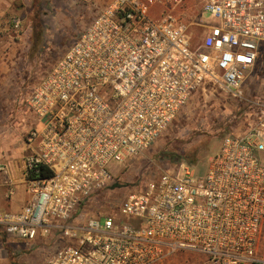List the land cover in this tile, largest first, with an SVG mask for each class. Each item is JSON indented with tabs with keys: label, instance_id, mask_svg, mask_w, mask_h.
Wrapping results in <instances>:
<instances>
[{
	"label": "built area",
	"instance_id": "2783aa9c",
	"mask_svg": "<svg viewBox=\"0 0 264 264\" xmlns=\"http://www.w3.org/2000/svg\"><path fill=\"white\" fill-rule=\"evenodd\" d=\"M184 1L105 0L32 87L21 167L30 198L19 212L0 211V242L32 248L49 238L44 264H167L184 254L199 257L193 264H264L263 105L222 138L203 176L169 167L140 179L114 213L84 216L116 166L151 147L205 83L244 100L264 45V0H206L211 23H197L206 32L196 44L176 13ZM3 12L0 33L21 30Z\"/></svg>",
	"mask_w": 264,
	"mask_h": 264
},
{
	"label": "rangeland",
	"instance_id": "374dc122",
	"mask_svg": "<svg viewBox=\"0 0 264 264\" xmlns=\"http://www.w3.org/2000/svg\"><path fill=\"white\" fill-rule=\"evenodd\" d=\"M205 1L185 0L176 12L183 23L191 24L189 31L195 44L200 42L206 32L203 22L211 23L209 15L202 13ZM7 2L8 4H1V10L5 16L18 17L22 26L17 32L5 29L0 33V145L8 144L7 153L19 158L26 155L21 139L33 124L32 115L25 104L32 87L74 44L106 2ZM162 10L153 15H160ZM260 50L255 71L249 73L245 81L243 101L233 98L230 93L212 83H205L192 95L187 105L178 112L151 147L140 156L116 166V181L111 188L87 204L84 216L97 217L102 213H114L127 192L140 179L154 178L169 167L186 164L197 176H203L208 161L218 151L222 138L245 130L248 122L254 118L258 105L264 106V49ZM20 142L23 153L19 149ZM2 155L0 153V165L6 166L8 160ZM7 244L16 255L23 253L27 257L31 256L33 262L36 261L35 264H43L44 261L41 260L50 256L54 248L46 237L40 238L32 248H27L17 240H11ZM258 252L264 255V224L258 238ZM198 261L199 257L184 254L172 258L167 264H193Z\"/></svg>",
	"mask_w": 264,
	"mask_h": 264
},
{
	"label": "crops",
	"instance_id": "0c3cea01",
	"mask_svg": "<svg viewBox=\"0 0 264 264\" xmlns=\"http://www.w3.org/2000/svg\"><path fill=\"white\" fill-rule=\"evenodd\" d=\"M263 49L264 45L261 46V50ZM253 71H255V65L249 73H252ZM23 139L24 136L21 139L22 143H24ZM19 144L21 145V142ZM23 146H25V144ZM23 146H19L21 153H23ZM8 147V144L0 145L1 155L3 154L2 156L8 160L6 166L2 164L0 165V168H3V170L0 171V211L16 213L27 204L30 198L29 191L21 175L22 162L26 155H23L22 157L20 156L19 158L12 157V154L10 155L7 153V149H9ZM24 151H26V154L28 153L26 147L24 148ZM2 242H0V264H35L36 261L33 262L31 256L27 257L23 253L16 255L13 249L5 243L6 241L4 243ZM46 257L47 256H45V259L41 260L44 261L43 264L47 259Z\"/></svg>",
	"mask_w": 264,
	"mask_h": 264
},
{
	"label": "trees",
	"instance_id": "16d2710c",
	"mask_svg": "<svg viewBox=\"0 0 264 264\" xmlns=\"http://www.w3.org/2000/svg\"><path fill=\"white\" fill-rule=\"evenodd\" d=\"M40 175L41 176H44V177H46V176H48L49 175V172L44 168V167H41L40 168Z\"/></svg>",
	"mask_w": 264,
	"mask_h": 264
}]
</instances>
